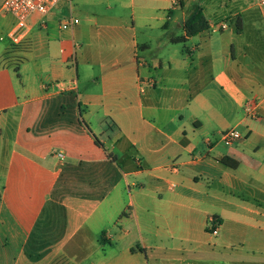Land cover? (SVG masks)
Wrapping results in <instances>:
<instances>
[{
    "label": "crops",
    "instance_id": "crops-1",
    "mask_svg": "<svg viewBox=\"0 0 264 264\" xmlns=\"http://www.w3.org/2000/svg\"><path fill=\"white\" fill-rule=\"evenodd\" d=\"M82 1L0 16V264H264V6Z\"/></svg>",
    "mask_w": 264,
    "mask_h": 264
},
{
    "label": "built area",
    "instance_id": "built-area-1",
    "mask_svg": "<svg viewBox=\"0 0 264 264\" xmlns=\"http://www.w3.org/2000/svg\"><path fill=\"white\" fill-rule=\"evenodd\" d=\"M73 0H4L0 6V16H12L15 19V27L11 38L14 48H30V40L27 35L29 28L28 21L31 17L45 16L60 3L71 4ZM260 6H264V0H257ZM78 17L71 15L69 19L61 25L63 30H74L80 25ZM226 25L223 26L225 28ZM225 145L232 146L242 140V134L235 129L227 130L221 134ZM63 157V155H60ZM175 169V168H174ZM212 234H218L220 221L215 217L210 219L208 224Z\"/></svg>",
    "mask_w": 264,
    "mask_h": 264
},
{
    "label": "trees",
    "instance_id": "trees-1",
    "mask_svg": "<svg viewBox=\"0 0 264 264\" xmlns=\"http://www.w3.org/2000/svg\"><path fill=\"white\" fill-rule=\"evenodd\" d=\"M183 28L185 31L184 36H176L172 31H168L166 33V36L168 40L170 41V43L184 44L186 43L188 38L195 37L201 33H204L210 30V25L204 15V10L201 5V2H197L192 6L183 24ZM97 143H99L98 140H97ZM222 164L232 169H236L238 167V163L234 162L233 160L229 158L223 159ZM216 219L218 220V218Z\"/></svg>",
    "mask_w": 264,
    "mask_h": 264
},
{
    "label": "rangeland",
    "instance_id": "rangeland-1",
    "mask_svg": "<svg viewBox=\"0 0 264 264\" xmlns=\"http://www.w3.org/2000/svg\"><path fill=\"white\" fill-rule=\"evenodd\" d=\"M84 4V2L82 1V0H74V5H76V6H80V5H83ZM68 14H69V12H67L65 15L63 14V16L64 17H68ZM80 20L81 19H83L84 17H83V15H80V13H78L77 15H76ZM172 169L174 170V167L172 166ZM216 218V217H215ZM211 219V218H210ZM210 219L208 220V223H207V231H208V233H210L211 235H213V236H217V235H214V234H212V232H211V230L209 229V226H208V224H209V222H210ZM220 225H221V223H220ZM219 228H220V226H219ZM219 228H218V233H219ZM252 255V254H251Z\"/></svg>",
    "mask_w": 264,
    "mask_h": 264
}]
</instances>
